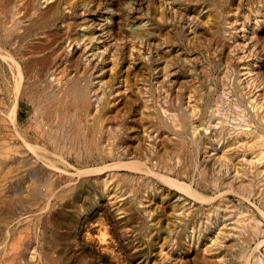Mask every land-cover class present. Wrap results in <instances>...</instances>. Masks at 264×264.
<instances>
[{
  "label": "rangeland",
  "instance_id": "obj_1",
  "mask_svg": "<svg viewBox=\"0 0 264 264\" xmlns=\"http://www.w3.org/2000/svg\"><path fill=\"white\" fill-rule=\"evenodd\" d=\"M263 51L264 0H0V264H264Z\"/></svg>",
  "mask_w": 264,
  "mask_h": 264
},
{
  "label": "bare ground",
  "instance_id": "obj_2",
  "mask_svg": "<svg viewBox=\"0 0 264 264\" xmlns=\"http://www.w3.org/2000/svg\"><path fill=\"white\" fill-rule=\"evenodd\" d=\"M88 1H89V0H88ZM44 2H45V1H44ZM45 4H46V3H45ZM107 4H108V3H107ZM67 5H68V4H67ZM71 5H72V4H71ZM100 5H101V4H100ZM76 7H77V6H76ZM101 7H102V6H101ZM80 8H81V7H80ZM80 8H79V9H80ZM107 8H108V7H107ZM109 8H110V7H109ZM69 10H70V9H69ZM60 12H61V10H60ZM108 14H109V13H108ZM141 14H142V13H141ZM108 16H109V15H108ZM112 16H113V15H112ZM140 16H141V15H140ZM79 17H81V16H79ZM105 18H106V17H105ZM146 18H147V17H146ZM144 19H145V18H144ZM259 19H260V18H259ZM65 20H66V19H65ZM90 20H91V19H89V21H90ZM99 20H101V19H99ZM102 20H103V19H102ZM66 22H67V21H66ZM80 22H82V21H80ZM99 22H100V21H99ZM108 22H109V21H108ZM108 22H107V23H108ZM20 23H21V22H20ZM78 23H79V22H78ZM88 23H89V22H88ZM52 24H53V23H52ZM73 24H74V23H73ZM97 24H98V23H97ZM135 24H136V23H135ZM258 24H259V23H258ZM75 25H76V24H75ZM244 26H245V25H244ZM48 27H49V26H48ZM98 27H99V26H98ZM100 27H101V26H100ZM136 27H137V26H136ZM67 28H68V27H67ZM83 28H84V27H83ZM47 29H48V28H47ZM51 29H52V28H51ZM100 29H101V28H100ZM102 29H103V28H102ZM248 29H249V28H248ZM49 31H50V30H49ZM97 32H98V31H97ZM107 32H108V31H107ZM108 33H109V32H108ZM119 33H120V32H119ZM247 33H248V32H247ZM131 35H132V32H131ZM245 35H246V34H245ZM40 36H41V35H40ZM31 37H32V36H31ZM110 39H111V38H110ZM117 40H118V39H117ZM247 40H248V39H247ZM69 41H70V40H69ZM90 41H91V40H90ZM112 41H113V40H112ZM114 41H115V40H114ZM61 42H63V41H61ZM108 42H109V41H108ZM120 42H121V41H120ZM134 42H135V41H134ZM81 44H82V43H81ZM84 44H85V43H84ZM140 44H141V43H140ZM153 44H154V43H153ZM111 45H112V44H111ZM255 45H256V44H255ZM54 46H55V45H54ZM74 46H75V45H74ZM98 46H99V45H98ZM148 46H150V45H148ZM252 46H253V45H252ZM258 46H260V45H258ZM258 46H257V47H258ZM139 47H141V46H139ZM148 48H150V47H148ZM238 48H239V47H238ZM241 48H242V47H241ZM249 48H251V47H249ZM252 48H253V47H252ZM255 48H256V47H255ZM1 49H3V47H2ZM142 49H143V48H142ZM239 49H240V48H239ZM244 49H245V48H244ZM257 49H259V48H257ZM7 50H8V49H7ZM48 50H49V49H48ZM75 50H76V49H75ZM100 50H101V49H100ZM138 50H139V49H138ZM5 51H6V50H5ZM15 51H16V50H15ZM84 51H85V50H84ZM101 51H102V50H101ZM151 51H152V50H151ZM159 51H160V50H159ZM236 51H237V50H236ZM243 51H244V50H243ZM255 51H256V50H255ZM8 52H9V51H8ZM260 52H261V50H260ZM263 52H264V51H263ZM134 53H135V52H134ZM153 53H154V52H153ZM239 53H240V52H239ZM252 53H253V52H252ZM252 53H251V54H252ZM116 54H117V53H116ZM12 55H13V54H12ZM12 55H10V56H12ZM120 55H121V54H120ZM146 55H147V54H146ZM243 55H245V54H243ZM0 56H1V54H0ZM5 56H6V55H5ZM5 56L3 55V57H5ZM10 56H8V58H9ZM14 56H15V55H14ZM90 56H91V55H90ZM6 57H7V56H6ZM15 57H16V56H15ZM146 57H147V56H146ZM150 57H151V56H150ZM244 57H245V56H244ZM247 57H248V56H247ZM258 57H259V56H258ZM84 58H85V57H84ZM154 58H155V57H154ZM242 58H243V57H242ZM10 59L15 60L14 57H13V58L10 57ZM116 59H117V58H116ZM12 60H11V61H12ZM89 60L91 61L90 58H89ZM93 60H94V59H93ZM93 60H92V61H93ZM243 60H244V59H243ZM261 60H262V59H261ZM17 61H18V60H17ZM110 61H111V60H110ZM117 61H118V60H117ZM164 61H165V60H164ZM250 61H251V60H250ZM6 62H7V60H6ZM158 62H159V61H158ZM17 63H18V62H16V64H17ZM59 63H60V62H59ZM83 63H84V62H83ZM112 63H113V62H112ZM117 63H118V62H117ZM154 63H155V62H154ZM161 63H162V62H161ZM171 63H173V62H171ZM248 63H250V62H248ZM87 64H88V63H87ZM90 64H92V63H90ZM93 64H94V63H93ZM246 64H247V63H246ZM111 65H112V64H111ZM162 65H163V64H162ZM13 66H14V65H13ZM17 66H18V70H19V74H20L21 78H20V82H18L19 84H17V85H18V89L15 88L16 90H18V91H17V94L15 95V96H16V99H15L13 105L11 106V109H9V110H10L9 112H10V114H11L10 117L12 116V119H10V122H11V120H13L15 125H17L18 97L20 96V94H21V92H22V91H21V83H22L21 81H22V79H23L22 70H21L19 64H17ZM94 66H96V64H95ZM114 66H115V65H114ZM253 66H254V65H253ZM107 67H109V66H107ZM124 67H125V66H124ZM159 67H160V65H159ZM258 67H259V66H258ZM97 68H99V67L97 66ZM116 68H117V67H116ZM151 68H152V67H151ZM248 68H249V67H248ZM2 69H3V68H2ZM157 69H159V68H157ZM251 69H252V68H251ZM254 69H255V68H254ZM18 70H17V71H18ZM98 70H99V69H98ZM100 70H101V69H100ZM104 70H105V68H104ZM107 70H108V69H107ZM134 70H135V69H134ZM160 70H161V69H160ZM162 70H163V69H162ZM14 71H15V70H14ZM94 71H95V70H94ZM15 72H16V71H15ZM13 73H14V72H13ZM99 73H100V72H99ZM159 73H160V72H159ZM159 73H158V74H159ZM251 73H252V72H251ZM251 73H250V74H251ZM257 73H258V72H257ZM11 74H12V73H11ZM113 74H115V73L113 72ZM160 74H161V73H160ZM160 74H159V75H160ZM169 74H170V73H169ZM250 74H249V75H250ZM121 75H122V74H121ZM139 75H140V74H139ZM94 76H95V75H94ZM107 76H108V75H107ZM109 76H110V75H109ZM111 76H112V75H111ZM166 76H167V74H166ZM228 76H229V75H228ZM254 76H255V74H254ZM256 76H257V74H256ZM256 76H255V77H256ZM18 77H19V76H18ZM117 77H118V76H117ZM132 77H133V76H132ZM158 77H159V76H158ZM160 77H161V76H160ZM163 77H164V76H163ZM91 78H92V77H91ZM105 78H106V77H105ZM105 78H104V79H105ZM109 78H110V77H109ZM151 78H152V77H151ZM15 79H16V77H15ZM15 79H14V80H15ZM17 79H18V78H17ZM104 79H103V80H104ZM164 79H165V78H164ZM254 79H255V78H254ZM107 80H108V79H107ZM119 80H120V79H119ZM92 81H93V80H92ZM120 81H121V80H120ZM118 82H119V81H118ZM149 82H150V81H149ZM151 82H152V81H151ZM240 82H241V81H240ZM250 82H251V80H250ZM258 82H259V81H258ZM258 82H257V83H258ZM124 83H125V82H124ZM160 83H161V82H160ZM252 83H253V82H252ZM253 84H254V83H253ZM11 85H12V84H11ZM115 85H116V84H115ZM140 85H141V84H140ZM142 85H143V84H142ZM145 85H146V84H145ZM164 85H165V84H164ZM15 87H17V86H15ZM104 87H105V85H104ZM134 87H135V86H134ZM223 87H224V86H223ZM13 88H14V87H13ZM119 88H120V87H119ZM122 88H123V87H122ZM13 90H14V89H13ZM261 90H262V89H261ZM5 91H6V90H5ZM97 91H98V90H97ZM124 91H125V90H124ZM13 92H14V91H13ZM92 92H93V91H92ZM115 92H116V91H115ZM165 92H166V91H165ZM224 92H225V91H224ZM259 92H261V91H259ZM123 93H124V92H123ZM131 93H132V91H131ZM159 93H160V92H159ZM167 93H168V92H167ZM219 93H221V92H219ZM231 93H232V92H231ZM92 94H93V93H92ZM98 94H99V93H98ZM129 94H130V93H129ZM163 94H164V93H163ZM165 94H166V93H165ZM115 95H116V94H115ZM263 95H264V94H263ZM263 95H262V96H263ZM144 96H145V95H144ZM213 96H214V95H213ZM229 96H230V95H229ZM262 96H260V97H262ZM123 97H124V96H123ZM160 97H161V96H160ZM234 97H235V96H234ZM118 98H119V97H118ZM258 98H259V97H258ZM262 98H263V97H262ZM262 98H261V100H262ZM119 99H120V98H119ZM130 99H131V98H130ZM147 99H148V98H146V100H147ZM158 99H159V98H158ZM230 101H231V100H230ZM263 101H264V100H263ZM263 101H262V102H263ZM136 102H137V101H136ZM159 102H160V101H159ZM138 103H140V102H138ZM138 103H137V104H138ZM146 103H148V102H146ZM219 103H220V102H219ZM263 103H264V102H263ZM125 104H126V103H125ZM128 104H129V102H128ZM128 104H127V105H128ZM132 104H133V103H132ZM127 105H126V106H127ZM119 106H120V105H119ZM128 106H129V105H128ZM151 107H152V106H151ZM149 108H150V107H149ZM193 108H194V107H193ZM118 109H119V108H118ZM126 109H127V108H126ZM132 110H133V108H132ZM200 110H201V109H200ZM1 111H2V110H1ZM144 111H145V110H144ZM9 112H8V114H9ZM19 112H20V111H19ZM117 112H118V111H117ZM199 112H200V111H199ZM138 113H139V112H138ZM23 114H24V113H23ZM97 114H98V113H97ZM5 115H7V114H5ZM117 115H119V114H117ZM136 115H137V114H136ZM149 115H150V113L148 114V116H149ZM89 116H90V115H89ZM92 116H93V115H92ZM10 117H9V118H10ZM136 117H137V116H136ZM136 117H135V118H136ZM118 118H119V117H118ZM142 122H143V121H142ZM214 122H215V121H214ZM12 123H13V122H12ZM129 123H130V122H129ZM211 123H212V122H211ZM242 123H243V122H242ZM14 124H13V126H14ZM148 127H149V125H148ZM186 127H187V126H186ZM186 127H185V128H186ZM14 128H15V127H14ZM14 128H13V129H14ZM128 128H129V127H128ZM195 128H196V127H195ZM213 128H214V127H213ZM238 128H239V127H238ZM15 130H16V129H15ZM17 130H18V129H17ZM114 130H115V129H114ZM136 130H137V129H136ZM150 130H151V129H150ZM196 130H197V129H196ZM214 130H215V129H214ZM164 131H165V130H164ZM136 132H137V131H136ZM148 132H149V131H148ZM110 133H111V132H110ZM17 134H18V133H17ZM19 134H20V133H19ZM167 134H168V133H167ZM20 136H21V139H22L23 143L26 144L27 147L29 146L30 148H32L34 151H35V150H38V149H39V150H40V149H42V150L45 149V148H42L41 146H39L38 144H34V145L31 144L30 142L27 141V139H26L24 136H22V134H20ZM105 137H106V136H105ZM159 137H160V136H159ZM241 137H242V136H241ZM238 138H239V137H238ZM147 139H149V138H147ZM157 139H158V138H157ZM212 140H213V139H212ZM105 141H106V140H105ZM125 141H126V139H125ZM161 141H162V140H161ZM238 141H239V140H238ZM128 142H129V141H128ZM213 142H214V140H213ZM123 143H124V142H123ZM126 143H127V142H126ZM221 143H222V142H221ZM232 143H233V142H232ZM132 144H133V143H132ZM234 144H235V143H234ZM236 144H237V143H236ZM127 145H128V144H127ZM240 145H241V144H240ZM245 145H246V144H245ZM235 146H236V145H235ZM242 146H243V145H242ZM132 147H133V146H132ZM125 149H126V148H125ZM160 149H161V148H160ZM228 150H229V148H228ZM131 151H132V150H131ZM139 151H140V150H139ZM176 151H177V153H178L179 155H181L182 147H181V146H178ZM213 151H214V150H213ZM133 152H134V151H133ZM37 153H38V152H37ZM129 153H130V152H129ZM140 153H141V152H140ZM210 153H211V152H210ZM50 154H51V153H50ZM208 154H209V153H208ZM208 154H207V155H208ZM58 155H59V154H58ZM131 155H132V154H131ZM241 155H242V153H241ZM192 156H193V155H192ZM41 157H42V156H41ZM239 157H240V156H239ZM249 157H250V156H249ZM206 158H207V157H206ZM241 158H242V157H241ZM247 158H248V157H247ZM217 159H218V158H217ZM244 159H246V158H244ZM252 159H253V158H252ZM255 159H256V158H255ZM2 160H3V159H2ZM63 160H64V159H63ZM135 160H136V158H135ZM227 160H228V159H227ZM235 160H236V159H235ZM239 160H241V159H239ZM250 160H251V159H250ZM253 160H254V159H253ZM64 161H66V160H64ZM128 161H129V160H128ZM137 161H139V159H138ZM221 161H222V160H220V162H221ZM67 162H68V161H67ZM109 162H110V160H109ZM121 162L124 163V161H121ZM121 162H120V163H121ZM125 162H126V161H125ZM130 162H131V164H129L130 167H131V166L133 167V166L136 164V163H135V164L132 163V161H130ZM228 162H229V161H228ZM258 162H259V160H258ZM139 163H141V162H139ZM142 163H143V160H142ZM196 163H197V162H196ZM110 164H112V163L110 162ZM220 164H221V163H220ZM227 164H228V163H227ZM257 164H258V163H257ZM260 164H262V163H260ZM102 165L104 166V164H102ZM105 165H106V164H105ZM107 165H108V163H107ZM115 165H116V164H115ZM115 165H114L113 167H115ZM122 165H123V164H122ZM224 165H225V164H224ZM235 165H236V164H235ZM255 165H256V164H255ZM60 166H61V165H60ZM110 166H112V165H110ZM119 166H120V165H119ZM124 166H125V165H123V167H124ZM215 166H216V165H215ZM222 166H223V165H222ZM222 166H221V167H222ZM88 167H89V166H88ZM88 167H87V168H88ZM95 167H96V168H94L93 170H97V166H95ZM104 167L107 168L106 166H104ZM120 167H122V166H120ZM130 167H128V165H127L126 168L129 169ZM148 167L150 168V166H148ZM195 167H196V166H195ZM226 167H227V166H226ZM240 167H241V166H240ZM51 168H52V167H51ZM55 168H56V167L53 166V169H55ZM57 168H58V167H57ZM57 168H56V169H57ZM91 168H92V167H91ZM91 168H90V169H91ZM100 168H101V167H100ZM116 168H117V167H116ZM136 168H137V167H136ZM217 168H218V166H217ZM228 168H229V167H228ZM235 168H236V167H235ZM110 169H111V168H110ZM130 169H132V168H130ZM59 170H60V169H59ZM125 170H126V169H125ZM133 170H134V169H133ZM141 170H142V169H141ZM221 170H222V168H221ZM223 170L226 171V169H223ZM228 170H229V169H228ZM238 170H239V169H238ZM244 170H245V169H244ZM263 170H264V169H263ZM37 171H38V170H37ZM76 171H77V170H76ZM88 171H90V170H89V169L84 170V172H88ZM91 171H92V169H91ZM91 171H90V172H91ZM104 171H105V170H104ZM142 171H143V170H142ZM150 171H151V170H150ZM229 171H231V170H229ZM57 172H59V171H57ZM73 172H74V171H73ZM92 172H93V171H92ZM92 172H91V173H92ZM99 172H100V171H99ZM99 172H98V173H99ZM145 172H146V171H145ZM159 172H160V171H159ZM162 172H163V171H162ZM60 173H61V172H60ZM81 173H82V172H81ZM100 173H101V172H100ZM142 173H143V172H142ZM148 173H149V172H148ZM153 173H154V172H153ZM223 173H224V172H223ZM84 174H85V173H84ZM84 174H83V175H84ZM87 174H88V173H87ZM155 174H157V173H155ZM162 174H163V173H162ZM216 174H217V173H216ZM220 174H221V173H220ZM220 174H219V175H220ZM240 174H241V173H240ZM254 174H255V173H254ZM262 174H263V173H262ZM61 175H63V174L61 173ZM83 175H82V176H83ZM160 175H161V174H160ZM164 175H165V174H163V176H162V177L160 176V177L163 179V178H164ZM169 175H171V174H169ZM173 175H174V174H173ZM248 175H249V174H248ZM251 175H252V174H251ZM74 176H75V175H74ZM86 176H87V175H86ZM90 176H91V175H90ZM93 176H94V174H93ZM238 176H239V175H238ZM242 176H243V175H242ZM252 176H253V175H252ZM156 177H157V176H156ZM170 177H171V176H170ZM243 177H244V176H243ZM73 178H74V177H73ZM76 178H77V177H76ZM165 178H166V177H165ZM165 178H164V179H165ZM232 178H233V177H232ZM237 178H239V177H237ZM71 179H72V178H71ZM166 179H167V180H164V181H166V182L169 181V183H170L171 185L179 186L180 188H182V190H183V189H186V190L188 189V191H189V192L187 191L188 194L191 193L192 195H195V196H203L201 193H199L198 191H196V189L192 188V186H190L189 183H186V184H189V185H184L183 183H179V182L177 181L178 179H175V178H174V179H175V180H174V179H170L169 177H167ZM234 179H235V178H234ZM244 179H246V178H244ZM68 180H69V179H68ZM73 180H74V179H73ZM73 180H72V181H73ZM180 180H181V179H180ZM235 180H236V179H235ZM242 180H243V179H242ZM69 181H70V180H69ZM74 181H75V180H74ZM181 182H182V181H181ZM236 182H237V180H236ZM56 183H57V182H56ZM191 183H192V182H191ZM229 183H230V182H229ZM233 183H234V182H233ZM238 183L240 184L239 181H238ZM66 184H68V183H66ZM75 184H76V183H75ZM236 185H237V184H236ZM61 186H62V185H61ZM59 187H60V186H59ZM59 187H58V188H59ZM68 187H70V186H68ZM73 187H74V186H73ZM166 187H167V186H166ZM184 187H185V188H184ZM63 188H64V187H63ZM177 188H178V187H177ZM180 188H179V189H180ZM60 189H61V188H60ZM179 189H177V190H179ZM109 190H110V189H109ZM180 190H181V189H180ZM223 190H224V189H223ZM230 190H231V189H230ZM56 191H57V189H56ZM113 191H114V189H113ZM228 191H229V190H228ZM233 191H234V190H233ZM183 192H184V190H183ZM224 192H225V191H224ZM237 192H238V191H237ZM52 194H53V193H52ZM56 194H57V193H56ZM107 194H108V193H107ZM115 194H116V193H115ZM185 194H186V192H185ZM185 194H184V195H185ZM188 194H187V195H188ZM203 194H204V193H203ZM240 194H241V193H240ZM113 195H114V194H113ZM152 195H153V194H152ZM219 195H220V193H219ZM219 195H218V196H219ZM221 195H222V194H221ZM228 195H229V194H228ZM190 196H191V195H190ZM195 196H194V197H195ZM31 197H32V196H31ZM203 197H204V196H203ZM216 197H217V196H216ZM49 198H50V197H49ZM115 199H116V198H115ZM120 199H121V198H120ZM199 199H200V198H199ZM199 199H198V200H199ZM202 199H203V198H202ZM202 199H201V200H202ZM205 199H206V198H205ZM216 199H217V198H216ZM246 199H247V197H246ZM248 199H249V198H248ZM49 200H50V199H49ZM118 200H119V198H118ZM113 201H114V203H115V200H113ZM204 201H205V200H204ZM247 201H248V200H247ZM251 201H253V200H251ZM46 202H47V201H46ZM116 202H117V201H116ZM188 202H189V201H188ZM209 202H210V201H209ZM211 202H212V201H211ZM252 203H253V202H252ZM88 204H89V203H88ZM204 204H205V203H204ZM206 204H208V203H206ZM46 205H47V204H46ZM114 205H115V204H114ZM211 205H212V204H211ZM256 205H257V204H256ZM112 206H113V205H112ZM118 206H120L119 203H118ZM253 206H254V205H253ZM46 207H48V206H46ZM221 207H222V206H221ZM257 207H258V205H257ZM90 208H91V207H90ZM223 208H224V206H223ZM225 208H226V207H225ZM263 208H264V207H263ZM156 209H157V208H156ZM195 209H196V208H195ZM256 209H257V208H256ZM249 210H251V209H249ZM23 211H24V210H23ZM38 211H40V210H38ZM202 211H203V210H202ZM202 211H201V212H202ZM263 211H264V210H263ZM36 212H37V211H36ZM213 212H214V211H213ZM216 212H217V211H216ZM260 212H261V211H260ZM141 213H142V212H141ZM128 214H129V213H128ZM172 214H173V213H172ZM174 214H176V213H174ZM178 214L181 215L180 213H178ZM200 214H201V213H200ZM209 214H210V213H209ZM261 214H263V213H261ZM169 216H170V215H169ZM209 216H210V215H209ZM20 217H21V216H20ZM20 217H19V218H20ZM117 217H118V216H117ZM202 217H203V216H202ZM207 217H208V216H207ZM212 217H213V216H212ZM115 218H116V217H115ZM172 218H173V217H172ZM16 220H17V219H16ZM169 220H170V219H169ZM172 220H173V219H172ZM203 220H204V219H203ZM213 220H214V219H213ZM258 220H259V219H258ZM13 222H14V221H13ZM102 222H103V221H102ZM169 222H170V221H169ZM207 222H208V221H207ZM15 223H16V222H15ZM155 223H156V222H155ZM163 223H164V222H163ZM13 225H14V224H13ZM92 225H93V224H92ZM118 225H120V223H119ZM100 226H101V225H100ZM98 228H99V227H98ZM8 229H9V228H8ZM105 229H106V228H105ZM190 229H191V228H190ZM217 229H218V228H217ZM21 230H22V229H21ZM128 230H129V229H128ZM128 230H127V231H128ZM210 231H211V230H210ZM103 232H104V230H103ZM105 232H106V231H105ZM105 232H104V233H105ZM130 232H131V231H130ZM6 233H7V230H6ZM120 233H121V231H120ZM102 234H103V233H102ZM105 234H106V233H105ZM98 235H99V234H98ZM107 235H108V234H106V236H107ZM212 235H213V234H212ZM104 236H105V235H104ZM194 236H195V235H194ZM226 236H227V235H226ZM90 237H91V236H90ZM102 238H103V236H102ZM104 238H105V237H104ZM104 238H103V239H104ZM13 239H14V238H13ZM113 239H114V238H113ZM120 239H121V238H120ZM125 239H126V238H125ZM146 239H147V237H146ZM161 239H162V238H161ZM195 239H196V238H195ZM199 239H200V238H199ZM201 239H202V237H201ZM263 239H264V238H263ZM10 240H11V239H10ZM100 240H102V239H100ZM111 240H112V238H111ZM173 240H174V239H173ZM204 240H205V239H204ZM218 240H219V239H218ZM158 241H159V240H158ZM201 241H203V240H201ZM106 242H107V241H106ZM263 242H264V240H263ZM103 243H104V242H103ZM223 244H224V243H223ZM252 244H253V243H252ZM262 244H263V243H262ZM157 245H158V244H157ZM164 245H165V244H164ZM164 245H163V246H164ZM221 245H222V244H221ZM0 246H1V245H0ZM155 246H156V245H155ZM227 246H228V245H227ZM227 246H226V248H227ZM254 246H255V244H254ZM102 247H103V246H102ZM107 247H109V246H107ZM220 247H221V246H220ZM14 248H15V247H14ZM17 248H18V247H17ZM157 248H158V246H157ZM211 248H212V247H211ZM214 248H215V247H214ZM227 249H228V248H227ZM261 249H262V248H261ZM9 250H10V249H9ZM105 250H106V249H105ZM133 250H134V249H133ZM251 250H252V249H251ZM168 251H169V250H168ZM212 251H213V250H212ZM174 253H175V252H174ZM250 253H251V252H250ZM162 254H163V253H162ZM169 254H170V252H169ZM180 254H181V253H180ZM101 255H102V254H101ZM173 255H174V254H173ZM227 256H228V255H227ZM35 257H36V256H35ZM160 257H162V256H160ZM170 257H171V256H170ZM228 257H229V256H228ZM28 258H29V256H28ZM162 258H163V257H162ZM164 258H165V256H164ZM115 259H117V258H115ZM26 260H27V259H26ZM163 260H164V259H163ZM166 260H167V259H166ZM166 260H165V261H166ZM170 261H171V259H170ZM177 261H179V260L177 259ZM225 262H226V261H225ZM168 263H169V262H168ZM260 263H262V262H260ZM154 264H155V263H154ZM175 264H176V263H175Z\"/></svg>",
  "mask_w": 264,
  "mask_h": 264
}]
</instances>
